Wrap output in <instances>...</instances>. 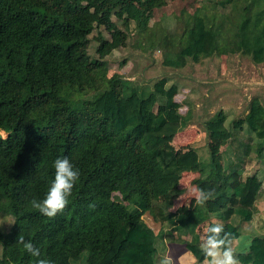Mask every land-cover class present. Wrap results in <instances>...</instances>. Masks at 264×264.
<instances>
[{"label": "trees", "instance_id": "16d2710c", "mask_svg": "<svg viewBox=\"0 0 264 264\" xmlns=\"http://www.w3.org/2000/svg\"><path fill=\"white\" fill-rule=\"evenodd\" d=\"M167 2L0 0V130L7 133L0 139V217L14 219L8 233L0 231V264H35L36 258L16 243L20 234L51 264H155L159 235L144 216L173 228L192 227L197 210L174 212L173 207L184 194L180 181L193 159L180 160L175 150L155 145L171 142L175 131L169 126L182 121L179 83L168 76L148 80L150 92L144 96L136 81L109 75L107 58L129 46L134 24L137 45L160 48L167 67L230 53L263 64L264 0H243V7L235 6L223 18L229 24L216 25L196 9L181 28L154 29L155 11ZM218 29L227 32L221 42ZM96 31L97 57H91ZM105 79L107 88L78 109L69 87L85 91ZM263 114L255 101L245 119L230 127L223 112L204 123L210 165L223 182L222 190L216 189L226 201L220 219L236 237L240 223L256 214L262 190L257 176L243 180L242 175L253 145L258 143V154L263 151ZM171 130L172 138L162 139ZM63 157L80 177L65 209L48 218L31 201L45 197L53 162ZM199 245L187 243V249L202 262ZM237 255L242 264H264V238H254L249 251Z\"/></svg>", "mask_w": 264, "mask_h": 264}, {"label": "rangeland", "instance_id": "374dc122", "mask_svg": "<svg viewBox=\"0 0 264 264\" xmlns=\"http://www.w3.org/2000/svg\"><path fill=\"white\" fill-rule=\"evenodd\" d=\"M76 1L88 3L91 0ZM235 6L243 7V0L233 2L168 0L162 9L155 11L151 26L154 29L164 30L181 28L186 15L195 12L196 9H200L202 15L215 20L216 25L220 21L229 24L227 19L223 20V18L232 15ZM113 21L122 28V22L116 18H113ZM101 31L105 37H110L103 28ZM130 33L127 42L129 46L120 48L116 54L108 56L109 75L118 73L126 80L136 81V84L143 86L142 91L146 93L144 96L150 92L151 84L146 82L148 80L168 76L172 83H179L180 91L176 101L181 105L179 113L182 121L177 126H169L175 131L171 142L155 143L157 147H169L175 150L180 160L186 159L188 155L192 157L193 162L196 161L192 162V168L184 173L180 181V188L184 190V194L174 200L173 211H175L182 204L184 206L195 201L191 189L199 186V181L211 171L207 168L210 166V156L204 123L217 113L223 112L227 118L226 126L230 127L234 120L245 119L253 102L258 101L260 106H264V63L256 64L251 57L242 53H230L220 57L204 58L199 63L189 61L185 67L175 69L164 65L163 52L160 48L150 50L147 44L137 45L140 37L134 24L131 25ZM226 33V30L218 29L219 42L223 41ZM96 35L97 31L93 34L89 47L91 57H97L98 43L94 39ZM105 85L106 79L85 91H80L74 86H70L68 91L73 103L79 109L85 99L99 96L107 88ZM217 120L219 121L215 119V122ZM215 122L213 119L212 123ZM172 130L167 132L169 138L162 137V139L169 141L172 138ZM224 151L225 147H222L219 153ZM197 158L200 160L197 161ZM200 161L203 164L201 166ZM204 184L205 182L199 187L205 189ZM114 198L119 200L122 197L120 194H115ZM144 220L149 225H153L154 220L150 214H146ZM13 221L11 216L0 217V231L8 233ZM189 229L191 228L184 230Z\"/></svg>", "mask_w": 264, "mask_h": 264}, {"label": "crops", "instance_id": "0c3cea01", "mask_svg": "<svg viewBox=\"0 0 264 264\" xmlns=\"http://www.w3.org/2000/svg\"><path fill=\"white\" fill-rule=\"evenodd\" d=\"M117 50L119 51L120 48L114 50L112 54H116V52H118ZM262 108L264 110L263 105ZM248 113L249 112H247V114ZM258 147V143L253 145L250 155L245 158L242 175L243 180H246L249 177L257 176L262 181V190L256 203V214L250 222H241L239 225V237H243L245 241L250 240L251 244L253 239L256 237L264 238V148L263 151L258 154ZM198 160H200V158H197V161ZM201 165L203 164L200 161V166ZM207 168H210L211 171L208 172L207 176L202 180L207 182L204 184L205 190H211L213 192L212 199L207 201L202 206L196 204V202L193 200L192 203L184 206L182 204L174 211L176 212L183 210L186 213H190L195 209L197 210V219H195L191 229L182 230L173 228L168 225V223L153 222V225H149L146 222L155 231V233L159 235L156 244L157 253L155 264H160L161 259L167 255H170L174 261V264H204V261L199 262L187 249V243H201V236L204 234L206 227L216 222L223 223L220 219L219 211L222 205L226 204L223 195L219 194L216 190H222L220 188V186L223 185L222 180L215 179V174H217V171H214L213 166L210 165ZM201 184H199V186ZM233 246L237 249V253H245L250 249V247H245L242 243H234Z\"/></svg>", "mask_w": 264, "mask_h": 264}, {"label": "clouds", "instance_id": "9594fccd", "mask_svg": "<svg viewBox=\"0 0 264 264\" xmlns=\"http://www.w3.org/2000/svg\"><path fill=\"white\" fill-rule=\"evenodd\" d=\"M53 168L54 178L45 197L42 200L31 201V206L48 218L55 217L65 209L80 177L79 169L75 168L67 157L57 158L53 162ZM191 195L196 204L202 206L212 199L213 192L194 186L191 189ZM16 243L22 245L27 253L36 258L35 264H51L49 259L41 257L40 249L31 240H26L22 234L16 238ZM234 243H242L245 247L251 245L250 240L245 241L243 237H236L233 233L226 231L222 223L216 222L206 227L199 245L204 256V264H240ZM160 264H174V261L170 255H167L161 259Z\"/></svg>", "mask_w": 264, "mask_h": 264}, {"label": "water", "instance_id": "95a60500", "mask_svg": "<svg viewBox=\"0 0 264 264\" xmlns=\"http://www.w3.org/2000/svg\"><path fill=\"white\" fill-rule=\"evenodd\" d=\"M5 138H7V136L4 137V136L2 135V132L0 131V139H5Z\"/></svg>", "mask_w": 264, "mask_h": 264}, {"label": "bare ground", "instance_id": "6f19581e", "mask_svg": "<svg viewBox=\"0 0 264 264\" xmlns=\"http://www.w3.org/2000/svg\"><path fill=\"white\" fill-rule=\"evenodd\" d=\"M2 132V131H1ZM2 135L5 137L7 134L2 132Z\"/></svg>", "mask_w": 264, "mask_h": 264}]
</instances>
